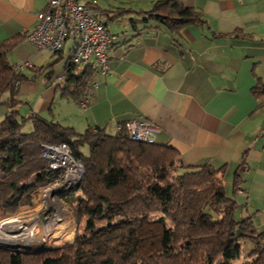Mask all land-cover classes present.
I'll return each instance as SVG.
<instances>
[{
	"label": "crops",
	"instance_id": "obj_1",
	"mask_svg": "<svg viewBox=\"0 0 264 264\" xmlns=\"http://www.w3.org/2000/svg\"><path fill=\"white\" fill-rule=\"evenodd\" d=\"M95 1L112 42L107 73L93 72L89 103L82 109L61 93L69 47L65 44L54 54L26 40L47 0H0V42L17 39L7 59L13 67L27 63L16 85L29 108L27 116L80 131L101 128L110 135L117 124L148 120L157 131L154 143L173 148L183 167L208 165L219 172L226 192L239 205L236 219L250 217L260 230L264 0H182L200 11L203 23L186 25L178 33L148 16L158 0ZM58 103L67 110L56 114Z\"/></svg>",
	"mask_w": 264,
	"mask_h": 264
},
{
	"label": "trees",
	"instance_id": "obj_2",
	"mask_svg": "<svg viewBox=\"0 0 264 264\" xmlns=\"http://www.w3.org/2000/svg\"><path fill=\"white\" fill-rule=\"evenodd\" d=\"M147 14L173 33L203 23L200 11L182 0H158ZM16 42H0V105L9 109L0 122V217L32 206L36 190L58 179L41 157L43 145L66 144L85 170L61 194L77 230L72 241L34 254L0 250V264H233L246 240L253 247L244 264H264V226L258 230L250 217L236 219L239 205L212 167H183L173 148L135 142L125 129L78 133L39 115L19 118L24 103L16 85L22 75L7 59ZM76 70L66 66L61 93L80 102L96 69ZM28 119L32 130L23 132ZM85 145L86 156L79 149ZM236 189L235 177L232 193Z\"/></svg>",
	"mask_w": 264,
	"mask_h": 264
},
{
	"label": "built area",
	"instance_id": "obj_3",
	"mask_svg": "<svg viewBox=\"0 0 264 264\" xmlns=\"http://www.w3.org/2000/svg\"><path fill=\"white\" fill-rule=\"evenodd\" d=\"M26 40L39 51L60 52L69 42V63L77 68L92 65L102 74L107 73V49L112 42L105 23L100 19L96 1L82 4L78 0H47L45 8L37 13L34 28L26 34ZM27 65L14 66L19 71ZM89 91L79 102L82 109L89 103ZM125 129L129 139L135 142L154 141V124L142 118H133L116 125V132ZM41 157L47 162L48 169L58 175V179L47 186L66 190L77 184L84 175L81 160L71 155L64 143L43 145ZM49 190L48 194L55 192Z\"/></svg>",
	"mask_w": 264,
	"mask_h": 264
},
{
	"label": "rangeland",
	"instance_id": "obj_4",
	"mask_svg": "<svg viewBox=\"0 0 264 264\" xmlns=\"http://www.w3.org/2000/svg\"><path fill=\"white\" fill-rule=\"evenodd\" d=\"M69 44H70L69 42H66L65 47H69ZM55 59H57V57H55ZM5 96L6 95L3 96V99ZM8 110L9 109L6 105L4 104L0 105V122L3 120V117ZM28 110H29L28 106L26 104H22L19 108V116H20L19 118L27 117L29 113ZM55 110H56L55 111L56 114L58 113L60 114V112L63 113V111L67 110V108L65 107L63 108L62 105L58 103L56 104ZM31 130H32L31 121L28 119L23 122L22 131L30 132ZM80 130L81 129H76L78 133H82L85 129H83L82 131ZM79 149L80 152L84 156H86V153L88 152L87 146L86 145L82 146ZM52 188L53 187H51L49 190H51ZM58 189L59 188L56 187L52 189L55 192H51L48 194L49 190L47 191V187L38 188L36 190L32 206L26 208H20L13 215L0 217V222L10 217L11 219L9 222H11L14 216H19L21 221L23 222V227L25 228V230L31 231V237L25 240L24 248H22V250L11 249V248L9 249L1 248L0 250L34 254L49 250L50 251L60 250L61 248L68 245L72 241L73 236L77 232V230H76V226L73 223L74 220L72 219V211L70 204L68 201H66V199L61 197V194L67 189L63 191ZM61 214L64 215V218L59 217ZM48 219H52L53 222L55 223L54 225L55 236L49 240V242L46 244L45 247H41V245L44 243L43 234L45 232V229L43 227L47 222L46 220ZM9 222L1 224L0 226L6 225ZM78 231L81 232L82 227ZM252 247H253V243L250 242L249 240L243 242L241 244L240 256L238 259H236L233 262V264H244L246 261H249V258H247L246 255L248 252H250Z\"/></svg>",
	"mask_w": 264,
	"mask_h": 264
},
{
	"label": "bare ground",
	"instance_id": "obj_5",
	"mask_svg": "<svg viewBox=\"0 0 264 264\" xmlns=\"http://www.w3.org/2000/svg\"><path fill=\"white\" fill-rule=\"evenodd\" d=\"M59 217L64 218V215L61 214ZM48 220H46L47 222L43 227L45 229V232L43 234L44 243L41 245V247H45L46 244L49 242V240L55 236V232H54L55 223L53 222L52 219H48ZM30 237H31V231L25 230V228L23 227V222L21 221L19 216H14L11 222H9L6 225L0 226V248H11V249L22 250V248H24L25 240H27Z\"/></svg>",
	"mask_w": 264,
	"mask_h": 264
},
{
	"label": "water",
	"instance_id": "obj_6",
	"mask_svg": "<svg viewBox=\"0 0 264 264\" xmlns=\"http://www.w3.org/2000/svg\"><path fill=\"white\" fill-rule=\"evenodd\" d=\"M1 249V248H0ZM4 249V248H3ZM7 249H9V248H7Z\"/></svg>",
	"mask_w": 264,
	"mask_h": 264
}]
</instances>
